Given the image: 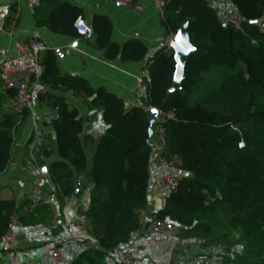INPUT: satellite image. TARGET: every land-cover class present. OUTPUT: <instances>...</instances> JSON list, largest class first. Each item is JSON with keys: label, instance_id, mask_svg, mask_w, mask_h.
<instances>
[{"label": "trees", "instance_id": "trees-1", "mask_svg": "<svg viewBox=\"0 0 264 264\" xmlns=\"http://www.w3.org/2000/svg\"><path fill=\"white\" fill-rule=\"evenodd\" d=\"M211 1L167 0L163 8L162 24L173 37L189 24L192 51L180 86H174L177 64L172 48L158 50L146 68L148 105L173 114L162 124V155L180 173L176 189L156 215L169 216L184 235L206 242L215 226L225 222L245 241L243 256L233 257L231 264H264V0H230L241 17L239 28L225 24ZM44 2L50 5L45 25L52 32L79 35L74 28L79 10L61 0ZM112 28L106 16L93 18L97 47L108 60L145 58V42L133 38L119 45L112 40ZM56 59L54 51L43 52L42 73L30 77L31 84L39 82L44 88L38 91L40 104L58 111L52 126L59 158L50 164V178L58 196L69 198L88 160L79 111L47 87L81 95L91 108L102 107L107 129L94 146L86 212L96 247L84 250L73 264H108L109 254L140 229L138 211L148 205L153 147L148 143L146 108L127 109L108 89H94L82 77L63 74ZM2 88L0 176L8 167L16 131L30 115L29 108L5 112L4 102L14 98L16 90ZM43 153L52 156L45 148ZM16 208L14 199H0V240L10 232ZM39 209L24 221L32 220Z\"/></svg>", "mask_w": 264, "mask_h": 264}, {"label": "crops", "instance_id": "crops-1", "mask_svg": "<svg viewBox=\"0 0 264 264\" xmlns=\"http://www.w3.org/2000/svg\"><path fill=\"white\" fill-rule=\"evenodd\" d=\"M61 1L79 10L78 18L91 26L96 15L106 16L112 22L113 42L123 45L130 39H140L148 46L147 55L138 62L122 61L120 57L108 60L104 50L97 47L94 33L91 37H84L52 32L45 25L50 5L43 0H0V62L4 56L16 54L20 44L38 40L44 45L43 52L52 50L56 53L57 65L63 74L82 77L94 89H108L124 100L127 109L135 106L146 108L148 100L137 78L158 50L170 48L173 38L162 24V12L151 0H134L133 6L123 5L119 0ZM211 4L218 11V3L212 0ZM42 71L40 64L37 75ZM2 86L0 80V95L3 94ZM31 86L34 95L29 107L30 115L16 131L8 167L0 176V199H14L17 206L12 218L16 243L9 248L0 245V264H53L46 247L51 243H55L61 251L58 264H73L84 250L96 247L95 240L90 236L87 215L80 216V212L88 210L93 186L88 180V173L94 146L106 131L107 124L102 107L91 108L86 98L62 88H45L52 95L64 97L69 107L77 109L84 121L81 141L88 168L76 177V181L80 182L79 195L60 198L49 174L51 162L59 158L52 126L55 118L47 120L49 113L55 109L38 101V91L44 89L39 82H33ZM14 108L13 98H6L4 111L11 112ZM44 148L52 156H45ZM163 148L157 140L152 149L148 205L138 211L140 229L129 243L109 254L108 264H124L122 259L125 255L142 264H193L207 259V249L202 246L200 238L184 235L177 225L170 233L145 230L165 206L167 195L161 185L163 167L158 160ZM47 167L48 171H45ZM37 206L41 211L36 212L32 220L24 221Z\"/></svg>", "mask_w": 264, "mask_h": 264}, {"label": "built area", "instance_id": "built-area-1", "mask_svg": "<svg viewBox=\"0 0 264 264\" xmlns=\"http://www.w3.org/2000/svg\"><path fill=\"white\" fill-rule=\"evenodd\" d=\"M119 1L123 5L127 6H133L134 2V0ZM151 2L158 10L162 12L167 0H151ZM224 23L232 24L236 28L240 27L241 17L237 13L236 9L233 14L225 16ZM74 28L81 36L91 37L93 35L92 26L80 17L75 21ZM43 50L44 45L42 42L38 40H30L27 43L20 44L16 54L6 55L0 62V80L3 83L4 88H13L16 90V96L13 98L15 102L14 111L16 112H22L25 108H29L31 106L34 94L30 77L34 73L38 74ZM137 82L140 89L146 94L147 97V89L150 82V76L147 70H145L143 74L137 78ZM149 106L150 105H147L146 109L149 108ZM172 117L173 114L171 112L162 113L160 111V117L156 127V138L160 143H162L163 147L165 129L162 124L167 120V118L169 119ZM241 145H243V143ZM158 157V160L163 167V177L161 184L162 189L166 195H169L176 189L180 179V173L172 161L167 160L162 154ZM174 229L175 224L169 216L160 219L156 215V217H153L148 223L145 230L150 233H170L174 231ZM135 233L132 234V237ZM15 243L16 239L12 225L10 232H8V234H6L0 240V245L2 248H9L15 246ZM46 247L51 254L52 263L58 264L61 256L59 247L55 243L48 244ZM122 260L124 264H142L140 261L130 258L129 255L123 256ZM193 264H212V261L209 259H203L196 261Z\"/></svg>", "mask_w": 264, "mask_h": 264}, {"label": "rangeland", "instance_id": "rangeland-1", "mask_svg": "<svg viewBox=\"0 0 264 264\" xmlns=\"http://www.w3.org/2000/svg\"><path fill=\"white\" fill-rule=\"evenodd\" d=\"M218 3V12L223 20L225 16L231 15L235 11V7L230 0H215ZM225 222L215 226V234L207 242L202 241V246L207 249V259L212 261V264H231V259L234 257L243 256L245 241L237 230L226 228ZM200 242V241H199ZM216 249L217 251H212Z\"/></svg>", "mask_w": 264, "mask_h": 264}, {"label": "water", "instance_id": "water-1", "mask_svg": "<svg viewBox=\"0 0 264 264\" xmlns=\"http://www.w3.org/2000/svg\"><path fill=\"white\" fill-rule=\"evenodd\" d=\"M188 27H189L188 23L184 24L179 29L177 34L171 39L170 42V48H172L174 52L175 60L177 64V70L174 77L175 87L180 86V81L184 77L186 57L192 51V44L190 42V38L188 34ZM146 115H147V120L149 122L148 143L152 147H155L157 145L156 127H157L158 119L160 117V111L155 107L149 106V108L146 109ZM57 116H58V111L54 110L49 113L47 120L50 121L56 118ZM45 171H48V167L45 169ZM79 189H80V182L76 181L75 190H74L75 196L79 195ZM80 216H86V213L80 212Z\"/></svg>", "mask_w": 264, "mask_h": 264}]
</instances>
